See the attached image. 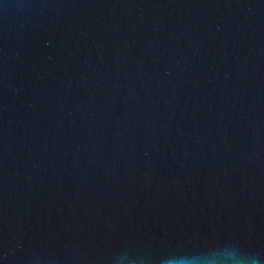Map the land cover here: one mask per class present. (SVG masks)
Masks as SVG:
<instances>
[{
  "label": "water",
  "instance_id": "1",
  "mask_svg": "<svg viewBox=\"0 0 264 264\" xmlns=\"http://www.w3.org/2000/svg\"><path fill=\"white\" fill-rule=\"evenodd\" d=\"M264 264V0H0V264Z\"/></svg>",
  "mask_w": 264,
  "mask_h": 264
},
{
  "label": "clouds",
  "instance_id": "2",
  "mask_svg": "<svg viewBox=\"0 0 264 264\" xmlns=\"http://www.w3.org/2000/svg\"><path fill=\"white\" fill-rule=\"evenodd\" d=\"M166 264H211V262L193 260L187 254L177 253L171 256L166 261ZM225 264H242V262L236 258L228 257L225 260ZM252 264H257V262L253 261Z\"/></svg>",
  "mask_w": 264,
  "mask_h": 264
}]
</instances>
